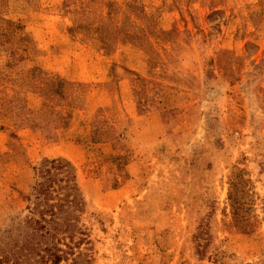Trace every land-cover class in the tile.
<instances>
[{
    "label": "rangeland",
    "instance_id": "374dc122",
    "mask_svg": "<svg viewBox=\"0 0 264 264\" xmlns=\"http://www.w3.org/2000/svg\"><path fill=\"white\" fill-rule=\"evenodd\" d=\"M54 158L59 264H264V0H0V264Z\"/></svg>",
    "mask_w": 264,
    "mask_h": 264
},
{
    "label": "trees",
    "instance_id": "16d2710c",
    "mask_svg": "<svg viewBox=\"0 0 264 264\" xmlns=\"http://www.w3.org/2000/svg\"><path fill=\"white\" fill-rule=\"evenodd\" d=\"M33 170L35 180L26 198L33 205L30 208V216L25 222L29 230L26 237L30 239L25 248L27 252L21 251L25 250L23 243L15 246V251L9 252V250L4 256L7 264H16L14 260L20 258V255L24 259L27 258L29 252L33 254L42 244L43 252L47 253L46 256L44 255L43 264H59L62 260L61 254L67 252L51 246L52 240L56 238L55 242L64 241L76 232L67 217L83 204V199L72 164L64 158L43 159L33 167ZM236 180L237 176L233 178L229 192L233 206L239 203V182ZM239 207V205L235 206V209ZM44 208H48L45 211L49 213L48 219L42 214ZM0 262H3V257L0 258Z\"/></svg>",
    "mask_w": 264,
    "mask_h": 264
}]
</instances>
